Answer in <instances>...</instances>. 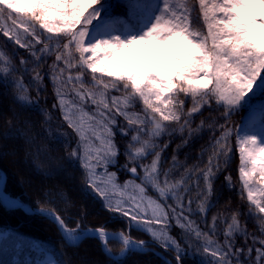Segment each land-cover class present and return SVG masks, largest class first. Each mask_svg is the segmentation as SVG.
<instances>
[{
	"label": "snow or ice",
	"instance_id": "obj_1",
	"mask_svg": "<svg viewBox=\"0 0 264 264\" xmlns=\"http://www.w3.org/2000/svg\"><path fill=\"white\" fill-rule=\"evenodd\" d=\"M117 8L124 11L116 12ZM0 17L11 21L2 35L37 61L41 55L55 56L50 65L55 92L52 107L59 109L67 128L75 134L76 146L69 155L79 160L88 187L110 211L142 223L160 246L176 252V264L181 262V242L166 231L167 222L173 217L181 230L198 241H205L203 252L211 255V264H264V238L252 237V243L259 245L255 248L234 247L238 234L245 239L248 236L241 228L238 213H231L230 222H226L223 244L209 239L215 233L218 217H213L211 233L192 227L194 222L184 214L183 200L176 194L184 182L169 181L167 172L163 182L160 181L161 154L167 144L157 143L164 134L173 135L175 130L168 125L175 124L180 126L181 135L188 130L182 142L186 144L193 133L200 131L191 127L192 117L213 104L222 109L225 121L240 108L248 107L253 117L264 124V102L251 103L257 97H264V0H159V3L156 0H0ZM44 33L55 34V48L51 47L52 38ZM136 45L152 47L138 49L117 61L118 56ZM170 45L174 46L171 54L161 57L160 50ZM0 63L4 64L0 74L7 76L11 71L10 61L0 55ZM20 63L27 61L22 59ZM39 67L37 64L32 69L33 80L38 84L44 79ZM73 68L79 74L64 78V73ZM86 72L91 74L90 82L84 79ZM68 84L73 85L71 104L62 90ZM15 86L22 93L19 100L32 102L24 95L28 90L25 85L17 81ZM182 96L191 100L192 106L187 111ZM137 102L142 105V113L130 111ZM117 130L122 136L130 135V142L123 150L116 141ZM218 133L212 141L213 157L217 161L229 156L231 130L226 123H220ZM237 147L239 178L247 191V200L264 214V188L259 189L260 199H256L250 187L256 175L264 181V140L253 133H238ZM148 157L152 158L148 160ZM172 160L175 167L177 157L173 156ZM121 170L131 179L120 181ZM219 171V163L214 167L210 158L203 170L207 190L199 204L201 213L206 211L212 179ZM225 179L230 181V177ZM145 181L158 193L161 202L147 196ZM145 198L151 208L150 217L143 207ZM169 199L176 204L168 205ZM187 207L190 212V203ZM54 219L70 244L80 239L79 223L71 228L61 216L55 215ZM160 224L165 228L153 227ZM259 230L264 232V223ZM94 231L110 253L105 228L98 226ZM115 238L122 244L121 255L130 249H143L145 245L144 241H134L123 232ZM8 239V234H0V243ZM21 246L16 243L17 248ZM37 264H56V261L48 257Z\"/></svg>",
	"mask_w": 264,
	"mask_h": 264
},
{
	"label": "trees",
	"instance_id": "obj_2",
	"mask_svg": "<svg viewBox=\"0 0 264 264\" xmlns=\"http://www.w3.org/2000/svg\"><path fill=\"white\" fill-rule=\"evenodd\" d=\"M123 11L122 8L116 9V12ZM1 19L6 20L3 17ZM2 32L0 28V53L10 61L8 66L11 69L7 76L0 74V169L5 173L4 191L33 207L58 213L68 227H75L77 223L82 227L103 226L113 231H128V235L135 239H149L142 231L127 230L126 220L103 205L99 196L88 187L87 175L79 160L70 157L71 149L76 146L75 134L67 128L59 109L52 107L55 92L50 79V65L55 56L41 55L37 61L27 50L4 37ZM44 36L52 38L51 47L55 48V36L45 33ZM22 59L27 63L21 64ZM37 64L40 65L38 71L44 77L39 84L33 80L35 73L32 72ZM3 69H0V73ZM78 74L73 68L71 72L64 73V78ZM84 79L90 82L91 74L86 72ZM17 81L27 87L24 95L32 102L18 99L22 93L15 86ZM181 98L185 100L187 111L192 106L191 100L183 96ZM254 102H264V97H257L251 103ZM247 110L248 107L240 108L225 121L222 109L215 104L205 106L192 117L191 127L200 128V131L193 133L186 144L182 142L188 136V130L181 135L180 126L175 124L168 125L175 130L173 135L164 134L157 141L161 146L167 144L161 154L160 181L163 182L164 173L167 172L169 181L184 182L179 185L176 194L183 200L184 214L194 222L192 227L211 233L213 217H218L215 233L209 239L223 244L226 222H230L231 213L236 212L241 228L248 236L245 239L242 234H238L234 239V247L245 250L259 246L252 243V237L257 240L264 238V232L259 230L264 223V214H260L247 200L237 172L236 126ZM118 119L126 126L122 118ZM220 123H226L231 130L230 153L227 158L221 157L217 161L213 157L212 141L219 134ZM116 141L123 150L130 142V135L122 136L117 130ZM177 145H180L179 149ZM173 156L177 157L175 167ZM151 158L148 157V160ZM210 158L214 167L219 163L220 171L212 179V194L207 201L206 211L201 213L199 204L202 194L207 190L203 170ZM123 161L124 157L121 156L120 162ZM118 177L120 181L131 178L123 170L118 173ZM226 177H230V181H226ZM144 186L147 194L161 202L149 182L145 181ZM185 188L187 191L182 190ZM189 203L190 212L187 207ZM167 204L173 206L176 201L169 199ZM167 223L169 234L181 242L180 264H211V255L203 252V239L198 241L194 235L190 236L187 231L181 230L174 217ZM5 233L9 239L0 243V264H37L46 253L56 258V264H169L152 251L129 250L124 255H118L122 244L111 238L107 245L111 249L110 253L103 249L104 245L96 236H87L76 244H69L56 224L48 218L28 213L22 208L7 209L0 203V234ZM16 243L22 246L17 248ZM166 251L169 255H176L171 249ZM252 257H255V252ZM170 259L174 262V259Z\"/></svg>",
	"mask_w": 264,
	"mask_h": 264
},
{
	"label": "rangeland",
	"instance_id": "obj_3",
	"mask_svg": "<svg viewBox=\"0 0 264 264\" xmlns=\"http://www.w3.org/2000/svg\"><path fill=\"white\" fill-rule=\"evenodd\" d=\"M156 2L159 3V0H156ZM10 26H11V21L10 20L9 21L3 20V19L0 20V28L2 30H5V29L9 28ZM39 31H43V30H39ZM45 34H49V33H45ZM49 35L55 36V34H49ZM151 47H152L151 45H136L132 50L126 51L124 54H122V56H118L117 57V61L123 60L124 57H127V56L131 55L132 53L136 52L138 49L147 50V49H149ZM173 47L174 46L170 45V46H166L164 49L160 50L161 57H163L164 55L171 54V50H172ZM0 55H1V53H0ZM3 68H4V64L0 63V69H3ZM97 75H99V74H97ZM72 88H73V85H69V86H67L65 88L63 87V89H62L65 92V99H66V101L69 104H71L72 100L74 99V97L72 95V91H71ZM254 104H258V103L256 102ZM130 111H135V112H138V113H142V105H140L139 102H137L135 109H131ZM249 111H250V109H249ZM250 113H251V115H250L249 119L247 121H245V123L241 126V128L237 127L236 134H235V137H236L235 145H236V152H237V156H238V170H237L238 177H239L240 161H239V151H238V147H237V134L238 133L243 134L245 132H249V133H253V134L257 135L259 139L264 140V124L260 123L258 119H255L253 117V113L251 111H250ZM128 179H131V178H128ZM137 183H140V180H137ZM250 187H252V189H253L254 198L260 199L259 189L260 188H264V181H260L259 176L256 175V176L253 177V182L250 184ZM245 192H246V196H247V191L245 190ZM129 194H131V189L129 190ZM137 196H139L138 193H137ZM147 196H150V195L147 194ZM152 199H154V198L152 197ZM101 201H102L103 205L106 206L105 202L102 199H101ZM143 207L145 209H147L146 215L150 217L151 216V208L148 206V201H147L146 198L144 199ZM93 213H94V211H93ZM114 213L116 215L120 216V217H123L126 220V222H127L126 223L127 224V230L133 229L135 232H137V230L142 231V232L146 233L149 236V239H145V240H151V241H153L155 243H158L152 238L150 233L145 231V226L142 223L141 224H137L135 222L130 221L128 218L122 216L118 212H114ZM153 227L155 229H157V230L165 228L164 224L153 225ZM73 228H75V227H73ZM81 228H82V226L80 227V229ZM166 231H167V234L170 235L169 232H168V228L166 229ZM79 232H80V230H79ZM127 233H128V231H127ZM136 239H139V238H136ZM48 257H50L51 259L57 261L56 258L53 257L51 254H46L45 257L42 260H40V261H43L44 259H46Z\"/></svg>",
	"mask_w": 264,
	"mask_h": 264
},
{
	"label": "water",
	"instance_id": "obj_4",
	"mask_svg": "<svg viewBox=\"0 0 264 264\" xmlns=\"http://www.w3.org/2000/svg\"><path fill=\"white\" fill-rule=\"evenodd\" d=\"M0 179H1V186H0V202L2 203V205L6 208H12V207H26L31 213H35V214H39V215H43L47 218H49L50 220L55 221L54 219V216L57 215L55 212L53 211H50V210H47V209H43V208H36V207H33L31 205H29L28 203L20 200L18 197H12L15 199V202L16 204L12 207H8L4 202H3V194H4V190H3V186H4V182H5V173L3 170L0 169ZM56 224L58 225V223L56 222ZM59 229H60V232L62 234V236L64 237V233L62 231V229L60 228V226L58 225ZM96 227H87V228H81V232L79 234L80 236V239L81 240L82 238L86 237V236H89V235H97L94 231ZM109 238H112V239H115L117 240L118 242L119 239L115 238L119 235V232L118 231H112V230H108V229H105ZM65 238V237H64ZM133 239V238H132ZM78 240V241H79ZM134 241H143V240H135L133 239ZM77 241V242H78ZM68 242V241H67ZM75 244V243H74ZM157 247H147L144 245L143 249H140V250H137V249H130V250H133V251H146V250H150V251H153L154 253H156L157 255H159L161 258H163L165 261H167L169 264H173L170 259L167 257V255L164 253L163 251V247L160 246V244H157L155 243ZM172 257L176 260V256L175 255H172Z\"/></svg>",
	"mask_w": 264,
	"mask_h": 264
},
{
	"label": "bare ground",
	"instance_id": "obj_5",
	"mask_svg": "<svg viewBox=\"0 0 264 264\" xmlns=\"http://www.w3.org/2000/svg\"><path fill=\"white\" fill-rule=\"evenodd\" d=\"M251 113L250 111H248L241 119L238 128H241V126L245 123V121H247L250 117ZM0 186H1V179H0ZM3 202L8 206V207H12L16 204L15 199L8 196L7 194H3Z\"/></svg>",
	"mask_w": 264,
	"mask_h": 264
}]
</instances>
